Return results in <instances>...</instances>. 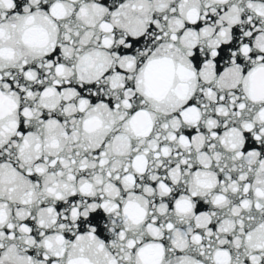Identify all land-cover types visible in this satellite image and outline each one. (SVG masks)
<instances>
[{"label":"snow or ice","instance_id":"1","mask_svg":"<svg viewBox=\"0 0 264 264\" xmlns=\"http://www.w3.org/2000/svg\"><path fill=\"white\" fill-rule=\"evenodd\" d=\"M0 264H264V0H0Z\"/></svg>","mask_w":264,"mask_h":264}]
</instances>
